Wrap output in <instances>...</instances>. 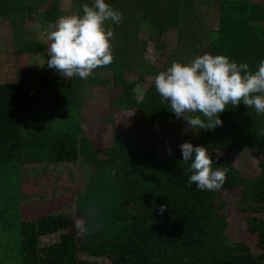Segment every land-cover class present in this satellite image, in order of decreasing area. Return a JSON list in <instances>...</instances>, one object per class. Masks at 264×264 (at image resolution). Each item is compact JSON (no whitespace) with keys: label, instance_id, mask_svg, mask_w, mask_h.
<instances>
[{"label":"trees","instance_id":"1","mask_svg":"<svg viewBox=\"0 0 264 264\" xmlns=\"http://www.w3.org/2000/svg\"><path fill=\"white\" fill-rule=\"evenodd\" d=\"M74 1L81 14L83 4L93 3ZM106 3L122 13V21L111 27L114 58L105 83L117 91L112 92L110 105L119 113L136 115L134 120L140 119L147 128L181 124L154 86L155 75L172 61L185 63L208 52L248 63L254 71L264 59V0ZM199 6L216 9L217 29H208L199 20ZM60 11V0H29L28 13L41 19L42 29H52ZM14 13V0H0V165L10 161L22 165L26 159L28 172L19 203L20 264H264V114L243 102L235 108L228 105L220 114L222 126L196 131L192 144L205 146L214 161L219 154L213 168L227 169L225 183L211 192L188 184L190 162L182 161L180 149L171 148L169 154L167 148L145 144L147 137L126 136L120 123L118 130L106 128L101 148L81 132L79 120H74L72 131L59 135L24 131L19 73L46 47L36 40L18 39L16 18L6 17ZM142 31L147 33L145 39ZM172 31L175 47L164 40ZM150 44L161 59L158 64L145 57ZM135 70L137 78L129 80ZM148 76L152 81L145 84ZM137 84L145 90L142 98L133 91ZM27 144L37 148L48 144L49 156L24 158ZM242 149L250 153L247 178L229 160L231 152ZM79 158L90 163L96 175L72 202L65 166ZM238 187L236 214L242 238L230 242L229 196ZM161 204L168 205L163 214L158 212ZM85 223L95 230L80 231ZM51 236L55 238L51 242L44 239Z\"/></svg>","mask_w":264,"mask_h":264},{"label":"rangeland","instance_id":"2","mask_svg":"<svg viewBox=\"0 0 264 264\" xmlns=\"http://www.w3.org/2000/svg\"><path fill=\"white\" fill-rule=\"evenodd\" d=\"M255 1V0H248ZM15 13L14 15H6L9 18H16V28L18 39L36 40L45 45L42 53L36 55L33 60L27 61L20 70L19 94L21 96L20 105V121L24 131H34L40 135L54 134L59 135V132L72 131L74 120H79L81 132L93 138L97 148H101L105 137L106 128L113 126L118 130L120 123L121 131L124 135L131 134L137 137H147L145 144L154 143L157 148H179V145L184 141L194 142L196 130H187L183 119L180 126H155L147 128L146 124H141L139 120H134L136 115L129 113H119V110L110 105V100L113 99L112 93L117 90H109V84L105 83L110 79L111 69L106 67L105 72L102 68H97L93 74L87 79H81L79 76L65 78L55 69L47 66L46 60L48 44L46 37L48 29L40 27L41 19L38 16L28 13L29 0H14ZM79 5L74 0H60L59 16L81 13L78 11ZM199 20L206 24L208 29L218 28V13L216 9L209 10L207 6H199ZM13 16V17H11ZM55 24V23H54ZM107 26L112 27V23L108 22ZM147 33L141 32V38L145 39ZM164 40H171V45L175 47V32L167 33ZM145 57L151 59L156 64L161 62L157 57L156 49L153 44L148 46ZM191 60L186 61L190 62ZM44 64V65H43ZM43 65V66H41ZM93 77V78H92ZM129 80L137 78V70L127 76ZM100 81L99 85L95 81ZM149 84L152 77H147ZM20 100V99H19ZM119 114L121 116H119ZM113 116L112 119L110 117ZM133 120V123H131ZM142 126L146 129L143 130ZM104 129V130H103ZM186 129V131H185ZM29 137V135H26ZM153 140V141H152ZM50 153V146L44 144L43 148L31 147L27 144L23 149V156L39 155L40 159H46ZM250 153L246 150H238L229 154V160L240 171L243 178H247L251 174V166L246 164V157ZM250 157V156H249ZM248 160H252L251 157ZM26 159L20 162L10 161L0 165V264H20L19 252V226L20 213L19 203L23 198V185L27 176ZM71 165V166H69ZM66 165L68 169L64 175L68 180L69 193L71 201L74 196L83 194L88 184L89 178L95 176L93 166L79 158L77 162ZM47 169V167H44ZM68 172L70 174H68ZM69 175H72L69 177ZM69 177V178H68ZM22 193V195H21ZM241 198V188H237L230 196V209L228 217L230 223L226 233L230 242L238 241L242 238V233L239 228L236 209ZM54 200V199H53ZM51 200L49 205L54 202ZM36 201H39L36 198ZM69 210L72 211L71 208ZM45 240L53 241L54 237H45ZM81 258H86L87 255L80 253ZM90 259H94L90 257Z\"/></svg>","mask_w":264,"mask_h":264},{"label":"clouds","instance_id":"3","mask_svg":"<svg viewBox=\"0 0 264 264\" xmlns=\"http://www.w3.org/2000/svg\"><path fill=\"white\" fill-rule=\"evenodd\" d=\"M81 7L82 14L59 16L46 37L49 58L45 63L69 79H87L95 69L113 62L114 31L106 25L122 21V13L106 0H93L91 5ZM154 86L176 118L185 121L187 130L199 132L222 126L220 114L228 105L235 108L241 102L257 114H264V59L253 71L248 63L238 64L223 54L205 52L187 63L172 61L155 75ZM133 91L141 98L145 94L140 84ZM179 148L182 161L190 162L188 184L210 192L219 190L227 174V169L213 168L219 154L214 161L205 146L190 141L182 142ZM166 151L171 154V147ZM167 208V204H161L158 212L163 214ZM86 230L91 232L95 226L85 223L80 231Z\"/></svg>","mask_w":264,"mask_h":264},{"label":"crops","instance_id":"4","mask_svg":"<svg viewBox=\"0 0 264 264\" xmlns=\"http://www.w3.org/2000/svg\"><path fill=\"white\" fill-rule=\"evenodd\" d=\"M106 69V68H105ZM105 69H101L102 70V72H103V70H104V72H105Z\"/></svg>","mask_w":264,"mask_h":264}]
</instances>
